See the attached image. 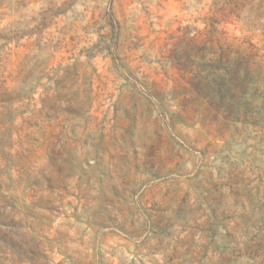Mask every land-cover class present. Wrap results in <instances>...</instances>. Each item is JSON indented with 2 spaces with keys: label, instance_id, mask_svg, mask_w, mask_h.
Here are the masks:
<instances>
[{
  "label": "rangeland",
  "instance_id": "rangeland-1",
  "mask_svg": "<svg viewBox=\"0 0 264 264\" xmlns=\"http://www.w3.org/2000/svg\"><path fill=\"white\" fill-rule=\"evenodd\" d=\"M0 264H264V0H0Z\"/></svg>",
  "mask_w": 264,
  "mask_h": 264
}]
</instances>
